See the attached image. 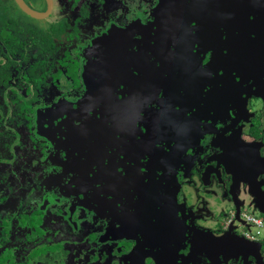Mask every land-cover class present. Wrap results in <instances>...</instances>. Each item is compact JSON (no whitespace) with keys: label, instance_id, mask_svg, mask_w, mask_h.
I'll list each match as a JSON object with an SVG mask.
<instances>
[{"label":"flooded vegetation","instance_id":"af4514ba","mask_svg":"<svg viewBox=\"0 0 264 264\" xmlns=\"http://www.w3.org/2000/svg\"><path fill=\"white\" fill-rule=\"evenodd\" d=\"M9 1L0 264L264 261V0Z\"/></svg>","mask_w":264,"mask_h":264},{"label":"rangeland","instance_id":"374dc122","mask_svg":"<svg viewBox=\"0 0 264 264\" xmlns=\"http://www.w3.org/2000/svg\"><path fill=\"white\" fill-rule=\"evenodd\" d=\"M34 2L37 3L36 0H34ZM8 5L9 6L1 8L0 17L1 18L10 17V18L13 19L14 26H16L20 30L19 33H18V37H19L20 34H21L22 37L27 35V32L25 30V29H27V27H25V23L28 24V26L34 27L36 29L37 28H42L44 30L43 31L44 33L45 32L48 33V30H47L48 27H47V29H44L43 28V23H41V20H33L32 18H28L25 14L21 13L19 10L14 8L13 2H11V1L8 2ZM33 5H36V4L33 3ZM36 6L38 7L39 5H36ZM55 10H56V7H55ZM58 17L59 18L62 17L61 13L59 14ZM11 45H13V44L11 43ZM40 45H42V44H40ZM27 47L30 50L31 47H32V44H28ZM42 84H44V83H42V80H39L38 82L34 83L33 90H35V91L38 90L40 88V85H42ZM248 230H252L253 232L256 231V229L253 226H250V228Z\"/></svg>","mask_w":264,"mask_h":264},{"label":"water","instance_id":"95a60500","mask_svg":"<svg viewBox=\"0 0 264 264\" xmlns=\"http://www.w3.org/2000/svg\"><path fill=\"white\" fill-rule=\"evenodd\" d=\"M15 3L18 5V7L23 11L25 12L26 14L30 15V16H33V17H36V18H42V17H45L46 15H48V12L52 6V1L51 0H46L47 2V5H48V9L46 12H43V13H40L36 10H33L31 9L25 2L24 0H14ZM257 243V242H255ZM258 247L260 246V243H257ZM232 250H236V252H240V249H237L235 247H231ZM251 253H254L256 255V258H257V262L259 264H264V261L262 260L261 256H260V252L258 250V253L257 252H254V250H250Z\"/></svg>","mask_w":264,"mask_h":264},{"label":"trees","instance_id":"16d2710c","mask_svg":"<svg viewBox=\"0 0 264 264\" xmlns=\"http://www.w3.org/2000/svg\"><path fill=\"white\" fill-rule=\"evenodd\" d=\"M8 26L10 27V29H5V27H4L3 30H2V33L0 34V38H6L4 40V43H2V44H5V45L10 46V48L8 49L9 50V53H8L7 56L9 57V60H11L12 56L15 53V49L14 48H11V46H12L11 43L14 46V44H15L17 38H18L19 30H18V28L16 26H14V22H11L10 24L8 23ZM37 69L38 68L35 67L33 69L32 73L36 74Z\"/></svg>","mask_w":264,"mask_h":264},{"label":"built area","instance_id":"2783aa9c","mask_svg":"<svg viewBox=\"0 0 264 264\" xmlns=\"http://www.w3.org/2000/svg\"><path fill=\"white\" fill-rule=\"evenodd\" d=\"M243 219L246 222L253 224V227L256 229V231L253 232L252 230H248V229L244 228L243 230H241L242 233L245 234L249 238H252V239L255 238L259 232V229L261 228L260 220L255 219V218H251L249 216H245Z\"/></svg>","mask_w":264,"mask_h":264}]
</instances>
